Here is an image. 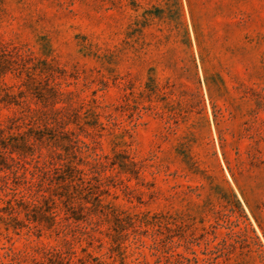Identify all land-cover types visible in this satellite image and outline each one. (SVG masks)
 I'll list each match as a JSON object with an SVG mask.
<instances>
[{"label": "rangeland", "instance_id": "obj_1", "mask_svg": "<svg viewBox=\"0 0 264 264\" xmlns=\"http://www.w3.org/2000/svg\"><path fill=\"white\" fill-rule=\"evenodd\" d=\"M0 264H264V0H0Z\"/></svg>", "mask_w": 264, "mask_h": 264}]
</instances>
